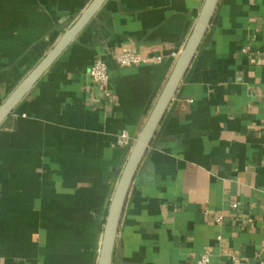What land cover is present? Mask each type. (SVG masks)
Returning <instances> with one entry per match:
<instances>
[{"label":"crops","instance_id":"0c3cea01","mask_svg":"<svg viewBox=\"0 0 264 264\" xmlns=\"http://www.w3.org/2000/svg\"><path fill=\"white\" fill-rule=\"evenodd\" d=\"M91 1L0 0V105ZM205 2L107 0L0 126L2 264H98L133 145ZM125 48L163 62L120 67ZM98 59L113 98L90 77ZM205 253L264 262V0L219 1L134 179L112 264Z\"/></svg>","mask_w":264,"mask_h":264},{"label":"water","instance_id":"95a60500","mask_svg":"<svg viewBox=\"0 0 264 264\" xmlns=\"http://www.w3.org/2000/svg\"><path fill=\"white\" fill-rule=\"evenodd\" d=\"M106 1L107 0H92L73 25L63 33L56 45L0 105V126L8 117H10V115H12L16 107L33 90L43 75L52 67L56 60L64 53L78 35L90 24ZM219 1L220 0H206L196 29L190 38L187 47L179 58L178 63L160 95L145 127L133 145L105 220L98 264H112L117 233L134 179L154 140L159 126L166 116L180 84L190 69L208 29L212 24Z\"/></svg>","mask_w":264,"mask_h":264},{"label":"built area","instance_id":"2783aa9c","mask_svg":"<svg viewBox=\"0 0 264 264\" xmlns=\"http://www.w3.org/2000/svg\"><path fill=\"white\" fill-rule=\"evenodd\" d=\"M248 49L249 48H245L244 51H247ZM116 61L120 67H133V66H139L141 64H148L151 61L155 63H161L163 62V58L162 57H155V58L145 57L140 52H138L135 48H125L123 51L119 52L116 55ZM89 74L92 80L100 86L105 97L109 99L113 98L114 95L110 91V88H109L110 70H109L107 63L102 59H98L91 66L89 70ZM132 143H133V138L130 136V134L127 131H122L119 134L117 138L118 146L123 147V148H129L132 146ZM233 206L235 207V204ZM216 220L218 222H222L223 217L218 216ZM0 264H2L1 261H0ZM194 264H216V263L212 261L209 253H205ZM261 264H264V262Z\"/></svg>","mask_w":264,"mask_h":264}]
</instances>
